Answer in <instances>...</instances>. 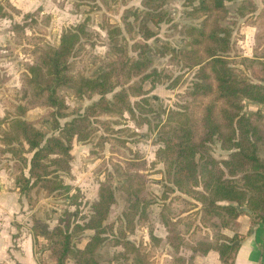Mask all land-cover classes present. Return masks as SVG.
Listing matches in <instances>:
<instances>
[{
    "label": "trees",
    "instance_id": "16d2710c",
    "mask_svg": "<svg viewBox=\"0 0 264 264\" xmlns=\"http://www.w3.org/2000/svg\"><path fill=\"white\" fill-rule=\"evenodd\" d=\"M81 1L97 3V0ZM99 1L110 10L113 4L127 0ZM168 1L143 0V10L126 9L123 28L104 19L101 30L108 44L105 58L90 53L101 36L90 29L89 17L63 31L57 46L42 39L33 43L31 54L35 62L24 64L21 98L9 102L0 117L1 153L9 154L12 161L2 169L7 168L16 191L26 199L31 211L42 196L69 192L65 178L72 175L75 143L92 142L102 126L104 134L96 143L102 152L114 134L124 131L116 127H123L126 115L137 125H150L148 118L139 116L138 109L144 96L167 76L155 70L149 72L152 60L148 56V42L156 32L144 19L156 27L169 22ZM194 1L198 5L193 6L190 15L201 20V24L187 30L189 49L179 50L175 55L186 67L197 70L192 86L180 96L185 105L183 110L172 113L158 127L164 143L156 156L164 164L172 190L176 188L202 205L200 221L207 231L197 238L189 216H182L187 210L177 212L169 204L160 214L165 238L157 236L150 227L149 243L131 241L128 237L135 234L141 220L140 195L145 182L136 168L139 165L129 162L121 182L129 209L117 227L115 223H107L117 201L111 172L100 182L97 200L91 204L83 223L65 224L61 218L51 228L36 213L32 215L35 245L45 241L44 250L52 264H99L97 253L115 230L119 233L118 245L133 255L132 264H155V251L164 241L176 254L172 264H194L196 255L205 256L211 251H216L224 264H233L242 241L240 217L248 216L254 225L264 222V109L260 108L264 106V46L256 49L253 58L239 62L232 54L233 30L224 25L228 19L226 3L231 0H192V4ZM257 9L252 0H246L238 14L246 17ZM24 30L25 25L15 24L17 34ZM137 33L142 39L135 38ZM85 60L100 64V71L88 77ZM146 82L151 84L150 90L145 89ZM62 88L81 99L91 100L94 96L100 99L62 127L54 111L62 112L69 107L60 94ZM246 101L258 107V111L249 110ZM37 108L49 109L46 117L53 120L58 136L46 138L37 127L39 121L26 119L27 113ZM103 117L108 120H101ZM217 144L226 153L219 158L215 155ZM179 201L190 204L182 197ZM86 232L92 234L85 246L76 247L75 240ZM184 250L190 254L184 256ZM45 252H41V257ZM38 261L46 264L40 258Z\"/></svg>",
    "mask_w": 264,
    "mask_h": 264
},
{
    "label": "rangeland",
    "instance_id": "374dc122",
    "mask_svg": "<svg viewBox=\"0 0 264 264\" xmlns=\"http://www.w3.org/2000/svg\"><path fill=\"white\" fill-rule=\"evenodd\" d=\"M3 11L0 13V117L4 116L9 102H18L21 98V73L24 64L35 62L32 56L33 43L42 39L53 46L59 44L63 31L90 18V29L100 34L101 38L96 47L90 51L91 54L105 58L108 44L107 37L101 30L104 19L123 28L122 17L128 8L143 10V0H127L113 4L108 10L99 0L97 3H87L81 0H0ZM246 0H231L226 3L228 19L224 25L233 30L234 51L233 55L239 62L245 58H253L256 49L264 46V0H252L258 7L255 13L246 17L238 14V9ZM198 1L192 0H169L166 11L169 14V22L160 26H154L147 18L144 22L156 32V36L149 43L148 56L152 60L149 72L155 70L161 75H166L164 82L156 85L155 89L142 100V107L138 109L139 116L150 120V125H137V123L126 115L127 121L123 123L124 131L114 134V139L106 143L101 152L96 143L103 133V127L98 128V134L87 144L75 143L73 148L74 159L72 161V175L66 177V183L70 186L69 192L58 196H42L39 203L31 211L28 208L29 227L31 228V217L36 213L37 217L47 222L51 228L55 227L61 218L65 224L83 223L89 216L91 204L97 200L100 182L105 180L111 172L115 182L116 204L112 207L108 224L117 225L124 219V213L129 209L126 194L121 190L123 171L129 168V162L138 164L139 173L145 182V190L140 195L141 220L138 223L134 235L129 239L136 244L149 243L148 231L150 227L155 229L156 234H164L165 229L160 222V214L165 205L174 206L178 211L187 210L182 216H189L192 231L197 238L203 236L207 231L201 223L202 205L188 196L181 194L165 177L164 164L156 156L159 148L163 146V138L159 133V125L167 122L169 116L174 112L183 110L184 101L180 97L192 86L197 69H190L177 57L175 53L179 50L189 49L187 30L191 27H199L201 20L194 19L190 13ZM0 8V9H1ZM15 24L25 25V30L20 34L14 31ZM130 44L133 42L125 33ZM136 39H142L140 34H135ZM132 55L136 53L132 52ZM85 71L88 77L100 71V64L93 65L91 60H85ZM139 79V78H138ZM146 90H150L151 84H144ZM60 94L66 98L69 106L65 111L54 110L63 127L67 122L85 113L86 108L100 99L94 96L89 100L78 98L74 93L62 88ZM112 99V94L108 95ZM140 100V99H139ZM134 101V99H133ZM251 111H256V106L245 102ZM49 109L37 108L27 113L26 119L39 121L37 127L43 131L46 138L58 136L59 131L54 130L53 120L46 117ZM258 111V110H257ZM106 121L108 118L103 117ZM113 120V119H111ZM100 126V125H97ZM93 152L95 154H93ZM226 153L215 146V155L219 158ZM11 165L9 154L1 153L0 146V171L6 175L0 180V187H5L8 179L12 178L9 171L2 166ZM118 166V167H116ZM13 179V178H12ZM14 182V180H13ZM15 185V183H14ZM172 190V191H170ZM21 196V195H20ZM22 197V196H21ZM190 201L189 205L180 203L179 198ZM24 198V197H22ZM25 199V198H24ZM26 201V199H25ZM27 203V202H26ZM28 205V204H27ZM175 220V219H174ZM244 222V221H243ZM246 223L242 224V231H246ZM91 232L75 240V246H85ZM119 233L115 230L107 243L98 251L99 264H132L133 255L128 254L118 245ZM45 241L36 246L38 258L46 264H52L47 258L44 250ZM41 252H45L41 257ZM184 256L189 251L182 252ZM176 254L166 248V243L161 244L155 251V264H172ZM196 264H224L219 255L214 251L209 256L197 255Z\"/></svg>",
    "mask_w": 264,
    "mask_h": 264
},
{
    "label": "crops",
    "instance_id": "0c3cea01",
    "mask_svg": "<svg viewBox=\"0 0 264 264\" xmlns=\"http://www.w3.org/2000/svg\"><path fill=\"white\" fill-rule=\"evenodd\" d=\"M260 108L264 109V106ZM4 175L5 172L0 171L1 184ZM7 181L5 187H0V264H39L34 236L29 227L28 205L16 191L13 179ZM239 221L242 241L233 264H264V222L254 225L248 216L240 217ZM243 223L247 225L245 232L242 231ZM156 235L165 238L166 233ZM166 248H169L167 244ZM196 259L197 255L194 264Z\"/></svg>",
    "mask_w": 264,
    "mask_h": 264
},
{
    "label": "water",
    "instance_id": "95a60500",
    "mask_svg": "<svg viewBox=\"0 0 264 264\" xmlns=\"http://www.w3.org/2000/svg\"><path fill=\"white\" fill-rule=\"evenodd\" d=\"M261 107H263V106H261ZM245 211H246L247 213H249V214L251 213L248 209H246Z\"/></svg>",
    "mask_w": 264,
    "mask_h": 264
}]
</instances>
